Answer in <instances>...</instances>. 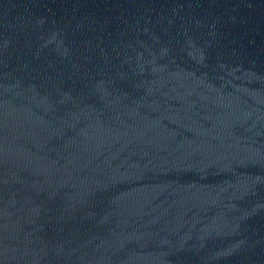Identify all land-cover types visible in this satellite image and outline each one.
<instances>
[{
    "label": "water",
    "instance_id": "1",
    "mask_svg": "<svg viewBox=\"0 0 264 264\" xmlns=\"http://www.w3.org/2000/svg\"><path fill=\"white\" fill-rule=\"evenodd\" d=\"M0 264H264V0H0Z\"/></svg>",
    "mask_w": 264,
    "mask_h": 264
}]
</instances>
